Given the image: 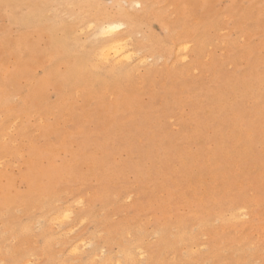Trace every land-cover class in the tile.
I'll use <instances>...</instances> for the list:
<instances>
[{"label": "rangeland", "instance_id": "obj_1", "mask_svg": "<svg viewBox=\"0 0 264 264\" xmlns=\"http://www.w3.org/2000/svg\"><path fill=\"white\" fill-rule=\"evenodd\" d=\"M6 1L0 264H264V0Z\"/></svg>", "mask_w": 264, "mask_h": 264}, {"label": "bare ground", "instance_id": "obj_2", "mask_svg": "<svg viewBox=\"0 0 264 264\" xmlns=\"http://www.w3.org/2000/svg\"><path fill=\"white\" fill-rule=\"evenodd\" d=\"M2 1H3V0H2ZM5 1H6V0H4V2H5ZM9 1H10V0H9ZM9 1H8V2H9ZM13 1H14V0H13ZM15 1H16V0H15ZM15 1H14V2H15ZM17 1H18V0H17ZM19 1H21V0H19ZM27 1H28V0H27ZM52 1H53V0H52ZM80 1H82V0H80ZM83 1H84V0H83ZM110 1H111V0H110ZM128 1H129V0H128ZM132 1H133V0H132ZM138 1H139V2H138ZM138 1L135 2V5L139 7V6H141V5H140V0H138ZM6 2H7V1H6ZM11 2H12V1H11ZM28 2H29V1H28ZM43 2H44V1H43ZM45 2H46V1H45ZM50 2H51V1H50ZM78 2H79V0H77V3H78ZM112 2H113L114 4H116V5H119V2H118L117 0H112ZM123 2L125 3L124 0H123ZM30 3H31V2H30ZM60 3H61V2H60ZM128 3H129V2H128ZM33 4H34V1H33ZM61 4H64V3H61ZM65 4H66V3H65ZM74 4H75V3H74ZM78 4H79V3H78ZM15 5H17V4H15ZM15 5H14V6H15ZM30 5H31V4H30ZM34 5H37V4H34ZM58 5H59V4H58ZM89 5H90V4H89ZM135 5H133V6H135ZM69 6H70V5H69ZM71 6H74V5H71ZM71 6H70V7H71ZM87 6H88V5H87ZM128 6H129V5H128ZM128 6H127V7H128ZM25 7H27V6H24L23 8L25 9ZM76 7H77V6H76ZM79 7H80V6H78V8H79ZM88 7H89V6H88ZM88 7H87V8H88ZM39 8H40V7H39ZM72 8H73V7H72ZM84 8H86V7H84ZM90 8H92V7H90ZM94 8H95V7H94ZM134 8H135V7H134ZM3 9H4V8H3ZM3 9H2V10H3ZM40 9H41V8H40ZM70 9H71V8H70ZM82 9H83V8H82ZM101 9H102V8H101ZM126 9H127V8H126ZM33 10L35 11L36 9H33ZM71 10H72V9H71ZM74 10H76V9H74ZM84 10H85V9H84ZM86 10L89 11L90 9H86ZM94 10H95V9H94ZM94 10H93V12H95ZM127 10H129V9H127ZM133 10H134V9H133ZM5 11H6V10H5ZM27 11H28V10H27ZM31 11H32V10H31ZM37 11H38V8H37ZM32 12H33V11H32ZM35 12H36V11H35ZM73 12H75V11H73ZM76 12H77V14H78V12L80 13L81 11H80V9H78V10H76ZM84 12H86V11H84ZM84 12H83V13H84ZM93 12L91 11V14H93ZM129 12H131V11H129ZM132 12H133V11H132ZM3 13H5V12H3ZM25 13H27V15H28V12H25ZM30 13H31V12H30ZM30 13H29V14H30ZM101 13H102V12H101ZM114 13H115V12H114ZM5 14H6V13H5ZM122 14H124V13L122 12ZM22 15H23V14H22ZM81 15H82V14H81ZM84 15H85V13H84ZM108 15H109V13H108ZM108 15H107V16H108ZM120 15H121V14H120ZM5 16H6V15H5ZM5 16H4V17H5ZM9 16H10V15H9ZM89 16H91V15H89ZM89 16L87 15V16H84V17H87L88 19H90ZM109 16H111V15H109ZM77 17H78V16H77ZM80 17H81V16H80ZM82 17H83V16H82ZM91 17H92V16H91ZM123 17H124V16H123ZM7 18H9V17H7ZM18 18H19V17H18ZM87 18H86V19H87ZM98 18H99V17H98ZM103 18H104V16H103ZM109 18H110V17H109ZM10 19H11V18H10ZM10 19H9V20H10ZM19 19H20V18H19ZM19 19H18V22H19ZM76 19H77V18H76ZM81 19H82V18H81ZM81 19H78V20H77L78 23H79V21H80ZM86 19H85V20H86ZM106 19H107V18H106ZM106 19H105V20H106ZM5 20H6V19H5ZM7 20H8V19H7ZM11 20H12V19H11ZM85 20H84V21H85ZM98 20H99V19H98ZM87 21H90V20H87ZM91 21H92V20H91ZM91 21H90V23H91L92 25H95V26H96L95 23L93 24L94 20H93V22H91ZM99 21H100V20H99ZM106 21H107V20H106ZM106 21H105V23L103 22V20L100 22V23L103 22V24L99 27V31H98V32H99L100 34H102V35H107V34L110 35V36H109V39L107 38L108 40H107V45L105 46V48L107 49L108 52H111V53H112L111 55H113V57H115L117 60H118V59H123V60H124V59L127 58V53H128V51H130V49L127 50L128 48H127V49L125 48V45H126V43H125V42H126V39H125V41L122 40V42L125 44V45H124V44L121 42V38H120V36H119V33L122 32L123 29L125 30V28H126L125 26H127L126 24H128V22H127L126 24H124V23H122V22H124L123 20H122V22L115 21V20H109V21H107V22H106ZM9 22H10V21H9ZM9 22H8V23H9ZM12 22H13V20H12ZM16 22H17V20H16ZM59 22H60V21H59ZM80 22H82V21H80ZM88 23H89V22H88ZM97 23H98V22H97ZM13 24H14V23H13ZM17 24H18V23H17ZM39 24H40V23H39ZM39 24H37V25H39ZM45 24H46V23H45ZM47 24H48V23H47ZM53 24H54V23H53ZM82 24H83V23H82ZM91 24H89V25H91ZM34 25H35V24H34ZM30 26H31V25H30ZM30 26H29V27H30ZM45 26H46V25H45ZM48 26H50V25L48 24ZM51 26H52V25H51ZM86 26H87V25H86ZM128 26L130 27V23L128 24ZM23 27H25V26H23ZM29 27H28V28H29ZM87 27H88V26H87ZM124 27H125V28H124ZM25 28H26V27H25ZM50 28H51V27H49V29H47V30H50ZM90 28H92V26H90ZM43 29L47 32V30L45 29V27H43ZM134 29H135V28H134ZM39 32H40V31H39ZM39 32H38V33H39ZM46 32H45V33H46ZM133 32H134V31H133ZM28 33H29V32H28ZM28 33H27V34H28ZM63 33H65V31H64ZM93 33H94V32H93ZM125 33H126V32H125ZM134 33H135V32H134ZM134 33H133V34H134ZM46 34H47V33H46ZM57 34H58V33H57ZM57 34H56V35H57ZM128 34H131V33H128ZM133 34H131V35L133 36ZM49 35H50V33H49ZM49 35H47V36H49ZM102 35H101V36H102ZM120 35H121V34H120ZM131 35H130V36H131ZM25 38H27V37L24 36V39H25ZM29 38H30V36H29ZM44 38H45V36H44ZM99 38H100V37H99ZM129 38H130V37H127V40H129ZM185 38H186V37H185ZM185 38H184V39H185ZM21 39H23V38H21ZM21 39H20V40H21ZM105 39H106V38H105ZM130 39H131V38H130ZM181 39H183V38L181 37ZM186 39H187V38H186ZM2 40L4 41V39H2ZM5 40L8 41V39H5ZM20 40H19V42H20ZM30 40H31V39H30ZM46 40H47V39H46ZM49 40H50V39H49ZM102 40H103V39H102ZM129 41H130V40H129ZM175 41L177 42V40H175ZM21 42H22V40H21ZM49 42H50V41H49ZM169 42H170V40H169ZM171 42H172V41H171ZM187 42H188V41H187ZM0 43H1V42H0ZM127 43H129V42H127ZM130 43H131V41H130ZM130 43H129V44H130ZM180 43H181V42H180ZM189 43H190V42H189ZM50 44H51V42H50ZM131 44H132V43H131ZM169 44H170V43H168V45H169ZM177 44H178V43H177ZM1 45H2V43H1ZM72 45H74V44H72ZM127 45H128V44H127ZM127 45H126V46H127ZM186 45H188V44H186ZM186 45H185V46L182 45V47L185 48ZM133 46H135V45H133ZM178 46H179V44L176 45L175 47L177 48ZM9 47H10V46H9ZM12 47H14V45H13ZM49 47H50V49L52 50V48H51L52 46L49 45ZM53 47H54V46H53ZM128 47H130V45H128ZM54 48H55V47H54ZM130 48H131V47H130ZM179 48H180V46L178 47V49H179ZM184 48H182V49H184ZM188 48H189V46L187 47V49H188ZM37 49H39V48H37ZM56 49H57V48H56ZM56 49H53L51 52H54ZM170 49H171V48H170ZM170 49H169V50H170ZM172 49H173V47H172ZM0 50H2V49L0 48ZM3 50H4V47H3ZM20 50H21V49H20ZM58 50L60 51L59 48H58ZM103 50H104V49H103ZM138 50H141V49H138ZM160 50H161V49H160ZM176 50H177V49H176ZM185 50H186V49H185ZM4 51H6V49H5ZM34 51H35V50H34ZM61 51H62V50H61ZM61 51H60V52H61ZM105 51H106V50H105ZM105 51H104V52H105ZM136 51H137V50H136ZM136 51H135V52H136ZM167 51H168V50H167ZM173 51H174V50H173ZM179 51H180V50H179ZM186 51H187V50H186ZM57 52H58V51H57ZM108 52H107V53H108ZM174 52H175V51H174ZM182 52H183V50H182ZM33 53H34V52H32V54H33ZM64 53H66V51H64ZM107 53H102V57H103L104 54H105L106 56H108ZM131 53L133 54V56H134V54H136V56H138V55H137V52H136V53H133V51H131ZM131 53H130V54H131ZM142 53H143V52H141V53H139V54H142ZM170 53H171V51H170ZM132 54H131V55H132ZM23 55L26 56V54H23ZM53 55H58V53H57V54L54 53ZM59 55H63L62 52L59 53ZM65 55H66V54H65ZM109 55H110V54H109ZM145 55H146V54H145ZM174 55H175V54H174ZM25 56H23V57H25ZM33 56H34V54H33ZM42 56H43V55H42ZM129 56H130V55H129ZM133 56H132V57H133ZM136 56H135V57H136ZM141 56H142V55H141ZM146 56H147V55H146ZM149 56H152V55H149ZM31 57H32V56H31ZM37 57H38V56H37ZM50 57H51L53 60H54V58H55V57H52V56H50ZM50 57H49V59H51ZM58 57H59V56H58ZM72 57H73V56H72ZM132 57H131V59H132ZM144 57H145V56H144ZM28 58H29V57H28ZM97 58H98V57H97ZM100 58H101V57H100ZM104 58H105V57H104ZM115 58H114V59H115ZM128 58H129V57H128ZM141 58H143V57H141ZM146 58H147V57H146ZM149 58H150V57H149ZM47 59H48V57H47ZM55 59H57V58H55ZM114 59H113V60H114ZM144 59H145V58H144ZM44 60H45V58H44ZM62 60H63V59H62ZM70 60H71V61L68 62V64H70V63L73 64L74 62H72V60L74 61V59H73V58H72V59L70 58ZM103 60H104V59L99 60V58H98V61H99L101 64H102V61H103ZM129 60H130V59H129ZM136 60H137V59H136ZM139 60H140V59H139ZM146 60H147V59H146ZM149 60H150V59H148V61H149ZM54 61H55V60H54ZM54 61H52V62H54ZM106 61H107V60H105V62H106ZM115 61H116V60H115ZM115 61H114V62H115ZM127 61H128V60H126L125 62H127ZM37 62H38V61H37ZM37 62H36V63H37ZM49 62H50V61L48 60V63H49ZM59 62H60V60H59ZM66 62H67V61H65V63H66ZM110 62H111V61H110ZM129 62H130V61H129ZM139 62H140V61H139ZM142 62H144L143 59H142ZM142 62H140V63H142ZM30 63H32V62H30ZM39 63H42V62H40V60H39ZM39 63H38V64H39ZM57 63H58V62H57ZM61 63H62V62H61ZM115 63H116V62H115ZM122 63H123V62H122ZM140 63H139V65H141ZM27 64H29V63L27 62ZM34 64H35V62H34ZM46 64H47V63H46ZM46 64H45V65H46ZM55 64H56V63H55ZM58 64H59V63H58ZM58 64H57L56 66H58ZM77 64H78V63H77ZM79 64H80V62H79ZM79 64H78V65H79ZM109 64L111 65V63H109ZM112 64H113V63H112ZM118 64H119V63H118ZM120 64H121V62H120ZM130 64H131V63H130ZM130 64H129V65H130ZM137 64H138V63H137ZM142 64H143V63H142ZM30 65H31V64H30ZM32 65H33V63H32ZM32 65H31V66H32ZM102 65H104V63H103ZM113 65H114V64H113ZM113 65H112V67H113ZM116 65H117V64H116ZM35 66H36V65H35ZM35 66H34V67H35ZM49 66H51V65L49 64ZM49 66H48V67H49ZM66 66H69V67H70V65H66ZM66 66H65V68H66L65 70H68V68H67ZM16 67H17V66H16ZM52 67H53V66H51L50 68H52ZM73 67H74V66L72 65V68H73ZM80 67H81V65H79L78 68H80ZM108 67H109V65H108ZM129 67H130V66H129ZM50 68L47 69V70H50ZM56 68H57V67H54V68H52L51 70H53V69L57 70ZM74 68H75V67H74ZM74 68H73V69H74ZM114 68H115V66H114ZM75 69H77V67H76ZM90 69H91V68H90ZM51 70H50V72H51ZM125 70H127V69H125ZM5 71H6V70H5ZM57 71H58V70H57ZM57 71H55V72H57ZM77 71H79V69H78ZM82 71H83V70H82ZM45 72H46V71H45ZM53 72H54V71H53ZM53 72H51V74H52ZM55 72H54V73H55ZM59 72H60V71H59ZM59 72H58V73H59ZM79 72H80V71H79ZM63 73H64V71L61 73L62 76H63ZM67 73H68V71H67ZM69 73H71V72L69 71ZM69 73H68V77H69V75H70ZM123 73H124V71H123ZM59 74H60V73H59ZM61 74L59 75V77L61 76ZM79 74H80V73H79ZM83 74H84V73H83ZM1 75H2V73H1ZM55 75H56V78H57L58 74L55 73ZM64 75H65V74H64ZM52 76H53V75H52ZM52 76H51V77H52ZM62 76H61V77H62ZM65 76L67 77V75H65ZM70 76H72V75H70ZM75 76H76V75H75ZM82 76H84V75H82ZM90 76H91V75H90ZM90 76H89V77H90ZM25 77H26V76H25ZM33 77H34V75H33ZM53 77H54V76H53ZM49 78H50V77H49ZM49 78H48V80H49ZM70 78H71V77H70ZM73 78H74V77H73ZM76 78H77V77H76ZM80 78L83 79V77H80ZM84 78H85V77H84ZM59 79H60V78H59ZM82 79L79 80V81H83V80H84V79H83V80H82ZM86 79H87V77H86ZM86 79H85V80H86ZM91 79H92V78H91ZM48 80H47V81H48ZM65 80H68V78H65ZM65 80H64V81H65ZM73 80H74V79H73ZM73 80H72V81H73ZM76 80H77V79H76ZM31 81H32V79H31ZM41 81H42V78H41ZM41 81H39V84H40ZM56 81H58V78L56 79ZM86 81H87V80H86ZM86 81H84V82L88 84V82L90 83L91 80L88 81V82H86ZM49 82H50V81H49ZM54 82H55V77H54ZM54 82H53V83H54ZM61 82H63V81L61 80ZM75 82H76V81L71 82V84H69V85H73V84H75ZM25 83H27V82H25ZM53 83H51V85H52ZM39 84H38V85H39ZM59 84H60V83H59ZM63 84H67V83H66V82H65V83L63 82ZM63 84H62V85H63ZM83 84H84V83H83ZM40 85H41V84H40ZM56 85H57V83H56ZM56 85H55V86H56ZM62 85H61V87H62ZM85 85H86V84H85ZM30 86H31V85H30ZM53 86H54V85H53ZM55 86H54V88H56ZM73 87H75V86H72V88H73ZM30 88H31V87H30ZM37 88H38V86H37ZM57 88L59 89V87H57ZM24 89H25V88H24ZM62 89H63V87H62ZM0 90H1V89H0ZM60 91H61V90H60ZM21 92H22V91H21ZM64 92H65V91H64ZM21 94H22V93H21ZM33 94H35V92H34ZM60 95H61V94H60ZM62 95H63V94H62ZM41 98H42V97H41ZM7 100H8V99H7ZM27 100H28V99H27ZM0 101H1V100H0ZM24 101H25V100H24ZM25 103H26V102H25ZM37 103H39V102H37ZM40 103H41V102H40ZM1 104H2V103H1ZM35 104H36V103H35ZM4 105H5V104H4ZM4 105H3V106H4ZM36 105H37V104H36ZM5 106H7V105H5ZM21 106H22V105H21ZM23 106H24V105H23ZM26 107H27V106H26ZM22 109H23V108H22ZM24 109H25V108H24ZM26 109H27V108H26ZM5 110H7V109H5ZM9 115H10V114H9ZM28 175H29V173H28ZM29 177H30V176H29ZM35 177H36V176H35ZM31 179H32V178H31ZM35 179H36V180H37V179L39 180V178H37V177H36ZM30 181H31V180H30ZM31 182H32V181H31ZM32 183H33V182H32ZM38 183H39V182H37V184H38ZM27 184H28V183H27ZM35 185H36V184H35ZM28 186H29V185H28ZM36 186H37V185H36ZM2 187H7V186H2ZM2 187H1V188H2ZM33 187H34V186H33ZM31 188H32V187H31ZM27 189H28V188H27ZM37 189H38V188L36 187V190H37ZM3 190H4V188H3ZM3 190H1V191H3ZM29 190H30V188H29ZM39 190H40V189H38V191H39ZM4 191H5V190H4ZM8 191H9V190H8ZM26 191H27V190H26ZM40 191H41V190H40ZM33 192H34V189H33ZM3 193H4V192H3ZM3 193H2V194H3ZM29 193H31V192H28V194H29ZM26 195H27V194H25V196H26ZM30 195H31V194H30ZM30 195H29V196H30ZM25 196H24V197H25ZM27 196H28V195H27ZM27 196H26V197H27ZM1 197H2V196H1ZM22 198H23V197H22ZM23 199H24V198H23ZM0 200H1V198H0ZM3 200H4V199H3ZM2 204H3V203H2ZM29 204H30V201H29ZM3 205L5 206V203H4ZM62 209H63V208H62ZM62 209H61V210H62ZM65 209H66V208H65ZM65 209H64V210H65ZM67 210H68V211H66V212L63 211V212H64V213H70V212H71V211L69 212V209H67ZM57 211H58V210H57ZM55 213H56V212H55ZM64 213H63V214H64ZM57 214H58V212H57ZM70 214H71V213H70ZM70 214H68V215H70ZM60 215H61V214H60ZM60 215H59V216H60ZM55 216H56V215H55ZM65 216H66V215H65ZM65 216H64V218H65ZM62 217H63V215H62ZM55 219H56V218H55ZM73 248H74V247H73ZM76 248H77V246H76ZM73 250H74V251H73ZM73 250H72V252H76V249H73ZM77 250H78V249H77ZM126 253H127V252H126ZM126 253H125V255H126ZM123 254H124V253H123ZM128 254H129V253H128ZM125 255H124V256H125ZM129 255H130V254H129ZM129 255H128V256H129ZM124 256H121V257H124ZM126 258H127V256H126ZM126 258H125V259H126ZM128 258H129V257H128ZM128 258H127V261L130 259V258H129V259H128ZM130 260H131V259H130ZM130 260H129V261H130ZM124 261H125V260H124ZM1 262H2V260H1ZM131 262H132V261H131ZM133 262H134V260H133ZM3 264H4V263H3ZM133 264H134V263H133Z\"/></svg>", "mask_w": 264, "mask_h": 264}]
</instances>
